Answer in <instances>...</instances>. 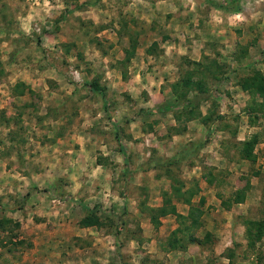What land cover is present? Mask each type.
<instances>
[{
	"label": "rangeland",
	"instance_id": "374dc122",
	"mask_svg": "<svg viewBox=\"0 0 264 264\" xmlns=\"http://www.w3.org/2000/svg\"><path fill=\"white\" fill-rule=\"evenodd\" d=\"M207 2L0 0V222L10 221L0 226V264H264L263 99L252 103L236 86L249 71L264 77V0H238L235 12ZM194 58L221 67L207 87L230 125L220 159L204 166L220 179L213 189L189 166L200 153L174 160L187 144L178 134L185 112H150L174 97ZM180 95L185 105L193 91ZM234 129L259 136L254 163L239 158ZM175 179L197 180L194 201L204 200L198 225L177 235L179 251L167 240L190 222L169 215L154 227L148 209L167 199L187 214L172 196ZM236 189H246L244 203L224 210L220 200ZM82 205L96 210L97 227L81 224ZM247 220L263 234L247 239Z\"/></svg>",
	"mask_w": 264,
	"mask_h": 264
},
{
	"label": "trees",
	"instance_id": "16d2710c",
	"mask_svg": "<svg viewBox=\"0 0 264 264\" xmlns=\"http://www.w3.org/2000/svg\"><path fill=\"white\" fill-rule=\"evenodd\" d=\"M237 2L238 0H230L224 4H220L208 0L207 3L217 10L235 12L236 11L235 3ZM236 61L240 63V58H236ZM187 66L190 67V70L184 71L185 73L183 76H181L180 81L175 85H173L174 97L170 101L158 105L154 109V111H150V112L167 113L177 110L178 111L177 112L178 117H176L177 119H179L180 113L185 112L186 119L185 120L183 119L182 121L185 124L182 125V127L178 131L179 135L184 134L186 132L187 130L186 123L189 122L190 120H197L205 127L207 134L205 136H207V138H209L210 134H212L215 130L228 131L230 129V125L222 124V119H221L222 117L221 115H219L220 113H218L215 108L216 106L215 102L217 101V99L213 98L211 92L207 87V81L208 82L221 81V79L217 75L218 71H221V67L218 66V64L215 61H212L208 64H204L203 62L191 61L189 59L187 60ZM195 76L197 77L200 76V77L195 80ZM19 86L24 87V85L21 84H19ZM86 86L92 93L98 95L101 98V100L103 101V105L106 104L105 101L103 100L104 93L99 89L97 85H95V83H88L86 84ZM187 86L191 88V90L193 91V96L190 99H187L186 104L184 105L183 102L180 101L183 98L181 97L180 93L181 90L182 89L185 90ZM236 86H238L241 89V91L247 93L253 99L252 103L255 102L256 96L261 97V99H263L262 105L264 107V77L260 73H258L257 71H249L248 74L238 79ZM177 89H179V91ZM204 102H210L211 104V106L208 108L205 114H203L200 110V106ZM252 103L251 106L248 108L249 110L251 109L250 112H256L257 110L261 111L260 106L262 105H259V107H257L258 109L256 110V108L253 107ZM236 131L237 130L234 129L231 130L230 132L232 133L233 136H235ZM258 141H259V136L257 134H253L250 138L237 143L238 145H240V149L238 150L240 158L245 161L254 163L256 160V156L253 155V149L255 145L258 143ZM208 143L209 142L207 141H204L202 143H195V141H193L192 143L189 142L184 146V149L180 152L181 154L177 155L174 160L177 161L181 157V159L183 158V161L185 162L191 159H192L191 162H194L193 159H197L200 151ZM119 152L122 155V157L125 159V163H126V156L124 154V149L122 146H120ZM192 165L193 163L189 164V166ZM125 166H126V171H128L127 164ZM203 171L204 172L202 174V179L209 186H215L216 183L219 182L220 179L214 177L210 173V170L206 169V167H203ZM167 172H170V169L167 168ZM173 183L174 184L172 185L174 186V191L172 193V196L173 198H175L177 202L189 207L187 215L179 214L177 212L176 206L171 203L172 200H167V199H163V203L160 207H151L148 209L151 213L149 219L154 227H158L160 225V218L169 215L174 216L177 222H179L180 224H185L187 221L190 222V226L185 225L182 228H177L174 231H172L170 237L167 240L168 249L179 251L183 248V246L177 235L180 234L186 235L191 228H194L198 225L199 218L201 217V206L203 205L204 200L200 199L198 203L196 204L192 203L194 197L199 193L197 180L193 179V181H191L192 184L190 187H185L186 185L185 182L176 179ZM245 192L246 191L243 190H236L229 197L228 201L222 199L221 205L223 206L224 209L228 210L233 204L243 203L246 195ZM82 207L87 212L88 215L82 220L81 224L85 227H97L99 225V221L98 218L95 216L96 210L95 209L89 210L87 207L83 205ZM9 211L14 212L15 210L10 209ZM8 222L10 221L2 220L0 222V226H3L5 223ZM243 225L245 226V235L247 239L252 238V235H258L259 237V235L263 234V227L261 225V222L259 221L247 220L243 222ZM6 236L7 239L12 240L13 243H10L12 244V246L16 247L22 242L21 240L18 239V235H6ZM14 239L15 241H13ZM1 241L2 240L0 239V245L2 243Z\"/></svg>",
	"mask_w": 264,
	"mask_h": 264
},
{
	"label": "crops",
	"instance_id": "0c3cea01",
	"mask_svg": "<svg viewBox=\"0 0 264 264\" xmlns=\"http://www.w3.org/2000/svg\"><path fill=\"white\" fill-rule=\"evenodd\" d=\"M194 61L196 60L197 61V59L196 58H194L193 59ZM205 103H208V102H205ZM201 108V107H200ZM208 110V107H206L205 108V111H204V113L203 114H205L206 113V111ZM186 125H187V127H186V132L183 134V136L186 138L187 137V139H185L186 141H185V143H189V142H193V141H195L196 139H199V138H201V136H205L206 135V131H205V127L199 122V121H197V120H190L189 122H187L186 123ZM246 128L247 129H250V130H252V129H254L253 127H251V126H246ZM241 129V128H240ZM251 133V131H249L248 130V134H247V137H244V138H239V137H237L236 135H238V132L236 131V134H235V136L233 137V138H235V140L237 141V143L238 142H242V141H244V140H246L247 138H248V136H249V134ZM224 134V135H223ZM227 135H229V133L228 132H226V130L225 131H221V130H219L218 132H217V134L216 135H213L212 136V138H210V139H212L211 140V142H209L203 149H202V151H200V157H201V160H202V163L201 164H197V162L194 164L193 163V165L192 166H190L191 168H194V169H196V170H198V173L195 175V178L198 180V179H202V174H203V167L204 166H210L209 165V163H208V161L211 159V157H213V155H218L217 156V158L218 159H220L219 158V154H218V149H219V147L221 148V142L222 141H224L225 139H226V137H227ZM180 137H182V136H180ZM212 146V147H211ZM213 146H216L217 147V149H215ZM209 147H211V148H209ZM209 148V149H208ZM208 152H210V154L211 155H209V153ZM238 155V154H237ZM199 157V158H200ZM216 158V159H217ZM239 158H240V156H239ZM202 181L205 183V186H206V188H211V189H213L212 187L213 186H209L203 179H202ZM237 190V189H236ZM235 190V191H236ZM240 190H243V191H245L246 189H240ZM234 191V192H235ZM197 196V195H196ZM195 196V197H196ZM199 196V199L198 200H200V198H201V196L200 195H198ZM219 198V197H218ZM195 199V198H194ZM194 199L192 200V203H194V204H196L198 201H194ZM222 200V199H221ZM221 200H220V202H221ZM244 203V202H243ZM243 203H240V204H233L231 207H230V209L232 208V207H235V206H238V205H242ZM221 204V203H220ZM181 205H183V204H181ZM183 207L185 208H187V210L189 209V207L188 206H186V205H183ZM221 207H223L222 205H221ZM224 209V208H223ZM230 209H228V210H226V209H224V210H226V211H229ZM178 212V211H177ZM188 212V211H187ZM182 214H184V213H182ZM187 215V214H186Z\"/></svg>",
	"mask_w": 264,
	"mask_h": 264
}]
</instances>
